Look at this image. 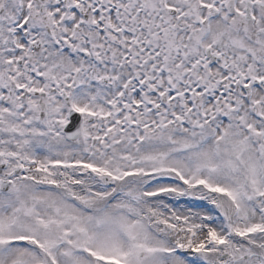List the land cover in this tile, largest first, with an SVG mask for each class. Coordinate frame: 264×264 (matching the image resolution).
Returning a JSON list of instances; mask_svg holds the SVG:
<instances>
[{
	"label": "snow or ice",
	"instance_id": "snow-or-ice-1",
	"mask_svg": "<svg viewBox=\"0 0 264 264\" xmlns=\"http://www.w3.org/2000/svg\"><path fill=\"white\" fill-rule=\"evenodd\" d=\"M0 264H264V0H0Z\"/></svg>",
	"mask_w": 264,
	"mask_h": 264
}]
</instances>
